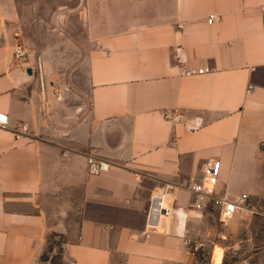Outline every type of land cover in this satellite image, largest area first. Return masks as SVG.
Listing matches in <instances>:
<instances>
[{
	"label": "crops",
	"instance_id": "obj_1",
	"mask_svg": "<svg viewBox=\"0 0 264 264\" xmlns=\"http://www.w3.org/2000/svg\"><path fill=\"white\" fill-rule=\"evenodd\" d=\"M72 1L80 87H58L43 54L42 93L19 2L0 0V264H43L48 235L69 264H193L206 211L180 181L217 159L219 194L264 192V0ZM161 193L172 214L148 231Z\"/></svg>",
	"mask_w": 264,
	"mask_h": 264
},
{
	"label": "rangeland",
	"instance_id": "obj_2",
	"mask_svg": "<svg viewBox=\"0 0 264 264\" xmlns=\"http://www.w3.org/2000/svg\"><path fill=\"white\" fill-rule=\"evenodd\" d=\"M24 14L25 47L30 54L55 57L51 65L57 72L58 87H80V74L73 77L71 68L76 63L71 57L84 55L87 48L80 46V17L70 11L72 0H18ZM72 30V31H71ZM70 35L73 41H66ZM76 40V41H75ZM253 201V202H252ZM255 212L241 211L228 220H220L215 211H206L198 232L191 238L193 264H264V192L247 202ZM60 236L48 235L42 253L43 264H69L61 254Z\"/></svg>",
	"mask_w": 264,
	"mask_h": 264
},
{
	"label": "built area",
	"instance_id": "obj_3",
	"mask_svg": "<svg viewBox=\"0 0 264 264\" xmlns=\"http://www.w3.org/2000/svg\"><path fill=\"white\" fill-rule=\"evenodd\" d=\"M217 18L215 13L207 16V22L211 23ZM26 48L21 44H16L14 48V58L18 62H23L27 56ZM36 71L41 80V91L43 93V65L40 57L36 58ZM203 69H188L185 70V75L201 74ZM9 125L8 115L0 112V127L6 128ZM28 130L25 123H22L18 128L13 130L16 138L24 135ZM260 147L264 150V139L260 141ZM87 162L90 170L95 173L108 170V163L103 160H95L93 157H88ZM220 176V160L209 159L202 167V178L200 180L182 179L178 186L187 188L193 199L190 203V208L196 211H215L220 220H228L241 211L255 212L253 208L247 206L248 194L241 193L235 197H228L219 194L216 191V186ZM172 211L167 204L164 194H155L149 200L146 209V228L148 231L156 230L161 221L170 217Z\"/></svg>",
	"mask_w": 264,
	"mask_h": 264
},
{
	"label": "trees",
	"instance_id": "obj_4",
	"mask_svg": "<svg viewBox=\"0 0 264 264\" xmlns=\"http://www.w3.org/2000/svg\"><path fill=\"white\" fill-rule=\"evenodd\" d=\"M40 258H41L42 261H45V258L43 257V255H41Z\"/></svg>",
	"mask_w": 264,
	"mask_h": 264
},
{
	"label": "water",
	"instance_id": "obj_5",
	"mask_svg": "<svg viewBox=\"0 0 264 264\" xmlns=\"http://www.w3.org/2000/svg\"><path fill=\"white\" fill-rule=\"evenodd\" d=\"M27 72L30 73L31 72L30 69H27Z\"/></svg>",
	"mask_w": 264,
	"mask_h": 264
}]
</instances>
